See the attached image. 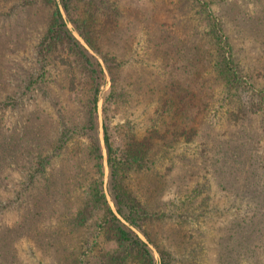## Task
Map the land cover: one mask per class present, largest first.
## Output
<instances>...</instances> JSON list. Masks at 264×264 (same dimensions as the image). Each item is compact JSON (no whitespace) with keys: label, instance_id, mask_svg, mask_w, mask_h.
<instances>
[{"label":"trees","instance_id":"trees-1","mask_svg":"<svg viewBox=\"0 0 264 264\" xmlns=\"http://www.w3.org/2000/svg\"><path fill=\"white\" fill-rule=\"evenodd\" d=\"M1 1L0 8L4 6L5 12L0 13L4 12L5 15L17 14L19 10L29 13L30 6H39L43 2L53 4L54 11L37 53L40 67L35 72L29 71L23 82L17 83L16 90L10 93L6 91L10 83L4 77L3 59L8 40L13 39L16 34L10 31L13 30L10 27V30L5 29L8 31L6 34L0 31V112L4 103L16 104L20 99L21 104L27 91L34 93L42 90L41 86H45L49 81L46 77L49 54L59 45L69 46L75 58L66 56L62 59L66 71L72 73L65 79V83H61L63 89H76L78 81L74 76L75 62L84 69L87 85L83 93L85 98L81 100L86 107L83 123H63L61 130L57 131V139L47 133L41 139H30L29 134L34 133V130L24 125H21L24 136L19 135V139H16V132L19 130L16 127L15 130L3 129L4 116L0 113V188L9 177L13 178V170L5 169H19L22 166L27 169L25 174L20 173L21 179L17 175L18 188L15 197L9 201L0 197L1 202L8 206L13 204L19 212L14 225L5 223L0 228V255L8 253L7 247L10 245L12 249L17 238H25L33 248L48 250L53 264H157L149 243L132 228L135 226L142 230V223L151 213L150 206H146L130 189H125L122 181L123 174L126 175L133 168L144 167L146 163V171L153 168L156 161L151 154L155 153L159 146L152 139L173 138L199 140L204 154L192 158L191 167L199 164L194 168L198 172L203 167L210 166L212 172L217 174L219 186L224 185L228 194L255 205L259 222L250 229L256 234L253 238L251 232L245 231L248 225L239 217H234L238 220L233 221L237 224L239 233L233 226L222 228L227 232L229 243L225 244L226 249L219 262L225 264L224 261L227 260L229 263L245 264L243 260L246 250L239 249L236 244L240 243V248H247L244 243L246 240H256V237L264 239V153L258 152L264 148V86H257L249 80L251 74H257L260 72L258 69H264V52L251 66L246 68L240 65L229 34L223 28V22L211 7L212 0H193L200 4L201 19L208 21V28L202 30L199 38L196 26L194 30L191 28L187 32V39L195 37L194 44L185 42L186 36L182 34L173 37L168 31H159L162 24H158L153 16L156 7L145 8L142 0H60L68 20L74 24L90 47L102 54L111 75L112 84L104 96L102 105L104 142L109 166L108 188L118 212L129 223L126 224L109 205L104 187V154L99 137L98 114L101 89L106 81L104 66L68 27L67 19L57 0ZM127 8L129 10L125 12ZM127 18H130L131 24L151 19L150 23L155 26L149 32L151 35L161 37L165 41L174 40L172 43H155V51L158 52V48L162 47L164 61L168 60L172 69L174 67L177 79L163 83L158 74L145 67L147 64L141 63L138 65L140 75L132 83L137 96L135 98L138 99L137 105L144 102L143 98L147 102L145 104H157L149 113L148 122L144 123L142 137L139 136L138 130L140 122L129 118L128 114L125 115L124 122L115 126H110L108 118L113 103L127 101V104L134 98L129 84L124 81L120 72V68L130 60L133 42L127 39V46L119 48L116 53L112 52L109 42L122 29V24ZM212 53L214 81L221 84L222 89L226 91L223 100L226 99L230 104L228 112L235 119L240 118L239 113L242 116V122L231 132L232 136L228 137L219 129L216 114L210 116L213 96L208 97L207 90H203L208 89L206 81L202 86L203 81L199 80L203 76V60ZM128 65L133 67V63ZM181 68L185 71L182 72ZM148 74L150 76L145 77ZM17 90H21L20 95L16 93ZM45 92L51 93L47 90ZM51 102L58 104V100ZM223 113L221 115H224ZM255 115L260 117L258 120L262 127H251L246 123L253 121ZM79 134H86L92 139L90 144L79 148L83 153L77 164L84 171L82 162L90 163L95 171L93 174L82 173L78 176L80 172H72L71 159L61 156L64 150H69V141L78 143L73 137ZM118 136L125 139V142L116 146L114 139ZM79 146L83 145L78 143L77 147ZM74 150L73 147L70 152ZM77 151L75 150L74 154ZM185 169L182 167V170ZM199 192L201 190L196 191ZM180 216L183 220L186 219L185 212ZM175 230V236L182 237L183 232L180 229L178 232ZM142 231L160 252L161 264H196V258L189 259L186 256L188 248H191L189 237L187 240L180 239L183 252L179 253L172 247V243H166L164 247L157 243V238L150 231ZM110 240L113 242L112 247H106L105 243ZM83 244L90 250L88 255L87 250L79 252ZM255 245L263 247L264 241ZM260 259L259 256L257 261Z\"/></svg>","mask_w":264,"mask_h":264},{"label":"rangeland","instance_id":"rangeland-1","mask_svg":"<svg viewBox=\"0 0 264 264\" xmlns=\"http://www.w3.org/2000/svg\"><path fill=\"white\" fill-rule=\"evenodd\" d=\"M57 1L64 17L67 19L68 27L90 53L100 60L105 69L106 81L101 89L102 93L99 99L101 104L98 107L99 137L104 153L100 136V121L103 123L102 105L104 96L112 84L111 75L102 54L90 47L84 37L75 28L74 24L68 20L67 13L60 0ZM142 2L145 8L148 6L156 7V12L153 16L158 21V24H162L159 26V31L164 33L168 31L173 37H179L182 34L186 36L185 42H190L189 44H194L196 41L195 37L187 39V32L191 28L193 30L195 26L198 28L199 34L197 38L201 36L203 29L208 28V21H205L203 18L201 19V15L199 14L200 4L195 3L193 0H142ZM0 5H2V1ZM211 7L223 22V28L229 34L230 41L234 46L235 57L239 60L240 65L247 68L254 62L256 63V60L262 57V53L264 52V0H212ZM4 8V6L1 7L0 11H4ZM128 10L127 8L124 11L127 12ZM53 11V4L43 2L39 6H30L29 13L20 10L17 14L5 15V11L0 13V31L2 34L8 33L5 30L6 28L9 30L12 28L13 30L10 31L16 34L13 35L14 40L9 39V41L7 39L8 44L5 48L6 54L3 59L4 77L10 83L6 90L8 93L16 90V84L23 82L29 71L32 70L35 72L40 67L41 62L37 59V53L40 50V42L44 39L46 31L48 30ZM150 22H152L151 19L142 20L141 22L136 21L131 24L130 18H127L122 24V29L109 41L113 53H116L119 48L127 46V39H131L133 42L131 53L129 54L130 62L128 61L125 66L121 67L120 72L124 81L129 84V89L134 96L133 100H130L127 104V101L123 103L119 101L118 103L112 104L108 116L110 126L121 124L126 119L125 115L128 114L129 118L140 122L138 128L140 137H142L141 131L144 129V123L148 122L149 113L157 107V104L156 102L145 104L147 102L143 98L144 102L138 103L137 105L138 99H136L137 96L135 94L134 84L132 83L140 75L138 65L141 63L147 64L145 67H148L151 72L153 71L158 74V78L163 83L167 80L172 81L173 79H177V72L174 67L172 69V65L168 60L166 62L164 61V55L161 52L162 47L158 48V52L155 51V43H164L167 41L168 43H172L174 40L167 39L165 41L161 37L151 35L149 32L155 26ZM56 48L54 52L49 54L51 60L49 58V62L46 65L48 70L46 77L49 81L45 86H41V88L43 87L42 90L34 93L27 91V95L23 96L21 104H19L20 99H18L16 104L4 103L2 106L0 112L4 116L2 128L12 130L17 128L19 131L16 132V139H19V135L24 136L25 134L21 129V125L26 126L30 130H34V133L29 134L30 139H41L46 133L52 135L53 139H57V131L61 130L63 123H83L85 119L86 107L84 102L81 101L85 98L83 93L87 85L86 80H84L85 71L80 64L75 62L73 66L75 68L74 76L78 81L76 89L75 91L68 90V88L63 89V84L61 83H65V79L72 73L66 71L65 66L62 64V59L66 56L74 57L69 46L66 44L59 45ZM213 56L214 53L203 60V76L199 80L203 81L202 86H204L206 81L208 89L203 90H207L208 97L213 96L211 101L214 103L210 116L216 114L219 129L225 132V137H228L229 135L232 136L231 132L235 130L237 125H240L242 116L239 113L240 118L235 119L228 112L230 104L226 99L223 100L226 91L222 89L221 84L214 81L215 78L211 66V58ZM113 59L115 60L114 57ZM132 63L133 67L132 65H128ZM180 70L182 72L185 71L183 68ZM258 70L260 72L251 74L249 80L257 86H264V69ZM149 76L150 74L145 75V77ZM195 88L196 85L192 89L193 92ZM46 90L51 93H46ZM159 92L162 93L163 91ZM16 93L20 95L21 90H17ZM52 100H58V104H52ZM222 112H224V115H221ZM259 118L258 115H255L253 121L246 123L251 127H262L258 120ZM73 139L77 140L83 146L77 147L78 143L69 141V150H64L61 156H68L67 158L71 159L72 172L75 174L80 172L78 176L82 173H95L90 163L82 162L84 171L77 164L83 153V150L79 151V148L90 144L92 138L86 134H79L75 135ZM152 140L157 142V146H159L157 151L151 154L153 160L156 161L153 164V168L146 171L145 166L147 163L144 167L133 168L126 175L123 174L124 178L122 181L125 189H130L146 206H150L151 213L142 223L141 229L150 231L157 238V243L164 245V247H166V243H172V247L179 251V253L183 252V245L179 241L187 240L189 237L191 248H188V252L186 253L189 259L196 258L194 261L196 264H223L219 262V258L223 256V251L226 249L225 244H228L229 240L226 238L227 232L222 228L225 226H233L237 230V233H239L237 224L233 222L238 220L234 217H239L248 225L245 231L248 233L251 232L250 235L253 238L256 234L250 229L258 225L259 222V216L255 213V205L253 203H245L239 197L228 194L224 185L219 186L217 174L212 172L210 166H205L198 170V172L195 169L199 164L191 167L190 163L192 158L204 154L201 151L202 146L199 140L186 141V139L173 138ZM124 142L125 139H120L119 136L114 139L116 146ZM73 147L75 150H78L76 154H74L75 150L70 152ZM261 151L264 153V148L258 152ZM107 167L106 170L104 159V187L106 196H109L108 202L113 211L115 209L118 212L108 188L109 166ZM182 167L186 168L185 171L182 170ZM5 170H13V178L9 177L8 180L4 181L3 186L0 188V197L9 201L16 195L15 191L18 188V183L16 184L17 175L21 179V174H25L27 169L22 166L19 169L9 167ZM96 175L98 176V174ZM200 190L201 192L196 193V191ZM184 212L186 216L185 220L180 216ZM18 213V210L13 204L8 206L4 202H1L0 228L5 223L9 226L14 225L18 220ZM162 213L167 215H162ZM115 214L117 215L116 212ZM118 214L120 217L117 216L123 222L129 224L119 212ZM132 228L149 243L157 259V264H161L160 252L155 245L148 240L142 230L135 226H132ZM175 229H177V232L178 229L183 232L182 237H180L179 233L180 238L175 236ZM248 240L244 242L247 248H240V243L236 244L239 249L246 250L243 263L264 264V246L256 247L255 245L261 244L264 239L261 238V241L260 238L256 237V240ZM112 244L113 242L110 240L105 243V246L112 247ZM7 249L9 250L8 253L5 252L0 255V264H53L48 250L33 248L30 241L25 238H17L14 241L12 249L10 245ZM84 250H87V255L90 253L86 244L82 245L79 252H83ZM256 253L258 256H256ZM259 256L261 259L257 261ZM224 263L234 264V262L229 263L227 260Z\"/></svg>","mask_w":264,"mask_h":264},{"label":"water","instance_id":"water-1","mask_svg":"<svg viewBox=\"0 0 264 264\" xmlns=\"http://www.w3.org/2000/svg\"><path fill=\"white\" fill-rule=\"evenodd\" d=\"M101 104L100 100H99V105ZM100 136H101V140H102V144H103V148H104V159H105V166H106V170H107V166H108V162H107V154H106V148H105V142H104V134H103V123L102 121H100ZM107 198L109 200V196L107 195ZM114 211L117 213V215L120 217V215L118 214V212L114 209Z\"/></svg>","mask_w":264,"mask_h":264}]
</instances>
